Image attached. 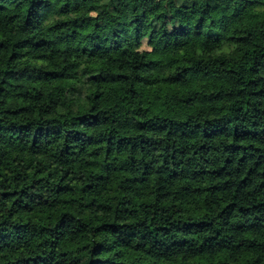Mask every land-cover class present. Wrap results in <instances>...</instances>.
<instances>
[{
  "label": "trees",
  "instance_id": "16d2710c",
  "mask_svg": "<svg viewBox=\"0 0 264 264\" xmlns=\"http://www.w3.org/2000/svg\"><path fill=\"white\" fill-rule=\"evenodd\" d=\"M0 264H264V0H0Z\"/></svg>",
  "mask_w": 264,
  "mask_h": 264
}]
</instances>
